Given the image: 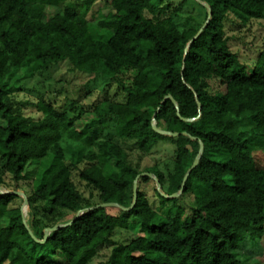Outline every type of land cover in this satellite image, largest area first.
Segmentation results:
<instances>
[{"label":"trees","instance_id":"16d2710c","mask_svg":"<svg viewBox=\"0 0 264 264\" xmlns=\"http://www.w3.org/2000/svg\"><path fill=\"white\" fill-rule=\"evenodd\" d=\"M193 1L208 11L197 37L206 21L181 28L162 18L165 0H0V264H90L116 230L136 225L139 235L114 244L106 264H245L247 243L262 251L264 168L254 154L264 152V52L249 69L230 49L225 22L264 21V0ZM63 62L126 94L90 110L86 131L75 124L80 114L43 100L27 116L13 95L22 70ZM211 79L223 91L211 92ZM166 140L172 167L153 159L142 169ZM143 173L161 185L158 206L143 189L156 179Z\"/></svg>","mask_w":264,"mask_h":264},{"label":"rangeland","instance_id":"374dc122","mask_svg":"<svg viewBox=\"0 0 264 264\" xmlns=\"http://www.w3.org/2000/svg\"><path fill=\"white\" fill-rule=\"evenodd\" d=\"M101 4L102 2L98 1L92 10H98ZM165 5H168L169 9L162 18L172 17L174 22L181 28H185L190 24L203 25L202 23L207 19L208 11L202 3L193 0H165ZM54 12H56V9L51 10L48 16H52ZM225 34L232 52L238 55L240 61L251 69L260 54L264 52V21L250 20L243 23L239 18L230 15L225 22ZM20 74L21 80L16 82L12 87V91L18 107L22 109L25 115L37 117L38 110L35 105L43 100L62 110L69 111L71 117L76 118L80 114V117L76 118L75 124L83 131H86L89 127L92 118L89 113L90 110L97 105L105 104V102L123 101L126 95L118 84L106 81L97 75L73 71L68 62L59 63L44 72L34 75L27 69L22 70ZM209 87L211 92H219L224 89L217 79H211ZM110 135H114V127H111L107 132V137ZM173 149L172 142L170 143L168 140L160 142L152 157L143 160L142 169L153 165V159L159 160L160 167L163 170L171 168L174 155ZM254 158L257 166L264 168V152H255ZM37 166V161L28 164L24 172L22 186L27 187V181L34 177ZM73 181L91 202L96 203L99 201L97 192L91 191L79 179L78 172H73ZM225 181L231 184L229 178ZM156 188L157 183L153 180L143 186L154 206H158V199L155 195ZM191 204L192 198L186 197L184 206L190 207ZM22 208L24 211H28L25 202ZM139 229L140 225H136L131 230H116L111 238V243L102 245L90 264H106L113 245L129 243L139 235ZM247 244L248 247L240 251L241 255H249L250 251L253 254L250 255L251 258L245 264H264V237L260 243L262 246L261 252L252 243Z\"/></svg>","mask_w":264,"mask_h":264},{"label":"water","instance_id":"95a60500","mask_svg":"<svg viewBox=\"0 0 264 264\" xmlns=\"http://www.w3.org/2000/svg\"><path fill=\"white\" fill-rule=\"evenodd\" d=\"M206 7H208V5H206ZM209 13H210V10H209ZM207 22H208V20L204 23L205 25L202 27V29H200V31L198 32V34L196 35V37L200 34V32L205 28V26L207 25ZM167 98H171L170 96H168ZM166 98V99H167ZM174 101V100H173ZM174 103H175V101H174ZM154 129L157 131V132H159L160 134H166V135H172V136H178L179 134L178 133H171V131L169 132V131H164V130H160V129H157V127H156V123H154ZM202 148H203V146L201 145V148L199 149L200 150V152H199V154H198V156H197V158H196V160L194 161V163H193V165H192V167H191V169L189 170V172H188V174L186 175V177H185V179H184V181H186L187 180V178H188V176H189V174H190V172L198 165V163H199V160H200V158H201V155H202ZM144 175H148L149 177H152L153 179H156L153 175H151V174H147V173H143V174H141L140 176H144ZM140 179V177L138 176L137 178H136V180H135V182H134V192H135V199H136V194H137V182H138V180ZM158 180L156 179V183H157V189H158V191L161 193V185L159 184V182H157ZM183 181V182H184ZM176 195H179V193H177ZM25 203L27 204V201H26V199H25ZM109 205H113V206H115L116 204H109ZM109 205L108 204H105V206H108L109 207ZM80 215H77L76 217H75V219H77V217H79ZM60 227H62V226H56V227H54V228H52V229H46V234H45V237H44V240L43 241H41V242H45V240L48 238V236H49V232H51V231H53V230H56V229H58V228H60Z\"/></svg>","mask_w":264,"mask_h":264}]
</instances>
